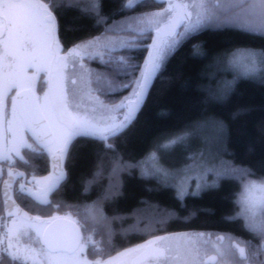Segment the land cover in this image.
Listing matches in <instances>:
<instances>
[{"label":"snow or ice","instance_id":"6c2138e0","mask_svg":"<svg viewBox=\"0 0 264 264\" xmlns=\"http://www.w3.org/2000/svg\"><path fill=\"white\" fill-rule=\"evenodd\" d=\"M229 27L249 45L210 52L198 39ZM186 43L208 61L183 85L200 115L163 142L132 144ZM242 79L264 95V0H0V264H264V103L237 102ZM234 124L246 152L217 163L235 157ZM82 155L93 170L77 191ZM227 179L243 191L221 220L242 218L257 244L205 230L199 214L214 209L188 204ZM70 186L77 203L63 198ZM115 220L130 221L126 246L112 239Z\"/></svg>","mask_w":264,"mask_h":264},{"label":"trees","instance_id":"16d2710c","mask_svg":"<svg viewBox=\"0 0 264 264\" xmlns=\"http://www.w3.org/2000/svg\"><path fill=\"white\" fill-rule=\"evenodd\" d=\"M204 40L205 49L211 51L223 48L244 47L249 45V38L241 30L235 27H229L224 31H206L198 37ZM192 48L189 44H184L182 48L173 57L170 69L173 79L160 80L156 87L160 89L158 93H154L153 99L140 116L135 128L130 132V141L132 144H144L153 137H161V142L170 137V134L179 132L189 120L200 115V106L198 104L199 93L191 87H183L186 81L192 82L197 78L198 73L208 63L206 59L194 58ZM212 71V69H206ZM230 78V76H229ZM239 104L260 105L264 103V95L261 94L259 87L251 80L242 79L240 81V94L237 97ZM161 110H166L162 112ZM259 112L254 114L258 118ZM232 132L231 147L234 149L235 157L229 152L221 153L217 158L222 157L226 162H238V157L242 156L247 149L246 134L240 130V125L234 124ZM245 127L250 132L252 130L251 118H247ZM204 133L213 131L211 127L205 128ZM255 159V157H252ZM93 170V161L85 158L83 155L76 160L74 165L73 180L76 181L77 191H79L80 173L88 175ZM256 178V177H253ZM106 179L103 183H106ZM77 191L70 186L62 194L63 198L69 203H77ZM242 191V184L239 180L227 179L221 182L219 189L207 192L202 198L189 197L188 204L203 205L214 209V212H200V218H207L210 221L209 226L205 230L231 232L235 236L243 240H251L253 244L260 242V238L243 228V222L237 218L234 222H226L221 220L225 213L233 211L237 205L233 203V199L238 197ZM229 193H234L233 198L229 197ZM95 191L91 194H83L79 200L95 199ZM170 196V193L168 194ZM164 202H168L167 199ZM104 211L107 215H113V208L106 204ZM130 223L128 220L113 221V228L116 230L113 234V241L119 245L124 243V235L120 231L122 227H126ZM196 226V225H194ZM175 230V229H172ZM132 242H138L133 236ZM126 243H124V246Z\"/></svg>","mask_w":264,"mask_h":264},{"label":"rangeland","instance_id":"374dc122","mask_svg":"<svg viewBox=\"0 0 264 264\" xmlns=\"http://www.w3.org/2000/svg\"><path fill=\"white\" fill-rule=\"evenodd\" d=\"M204 134L207 135V136H209V137H211V136L213 135V131H208L207 133H204ZM222 160H223L224 163H227L224 159H222ZM220 161H221L220 158H216V162H217V163H219ZM211 178H212L211 175H209V179H211ZM191 183H192L193 185L195 184V177H193ZM242 191H243V186H242ZM242 191L240 192V194L242 193ZM240 194H239V195H240ZM239 219H241L242 222H243V219H242V218H239Z\"/></svg>","mask_w":264,"mask_h":264},{"label":"flooded vegetation","instance_id":"af4514ba","mask_svg":"<svg viewBox=\"0 0 264 264\" xmlns=\"http://www.w3.org/2000/svg\"><path fill=\"white\" fill-rule=\"evenodd\" d=\"M126 246V245H125Z\"/></svg>","mask_w":264,"mask_h":264}]
</instances>
